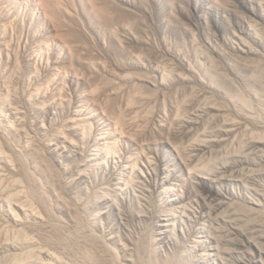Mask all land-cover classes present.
<instances>
[{
  "label": "rangeland",
  "instance_id": "obj_1",
  "mask_svg": "<svg viewBox=\"0 0 264 264\" xmlns=\"http://www.w3.org/2000/svg\"><path fill=\"white\" fill-rule=\"evenodd\" d=\"M259 70L264 0H0V264H264Z\"/></svg>",
  "mask_w": 264,
  "mask_h": 264
},
{
  "label": "bare ground",
  "instance_id": "obj_2",
  "mask_svg": "<svg viewBox=\"0 0 264 264\" xmlns=\"http://www.w3.org/2000/svg\"><path fill=\"white\" fill-rule=\"evenodd\" d=\"M259 72H260L259 74H257V73H253V74H252V73H251V78H253L254 80H258L259 82H260V81L262 82V81H264V71L261 72V70H259ZM249 76H250V75H249ZM249 79H250V78H249ZM250 80H251V79H250ZM262 83L264 84V82H262ZM251 87H252V86H251ZM262 90H263V88H262ZM239 99H240V98H239ZM241 99H242V98H241ZM239 102H240V103L242 102L241 104H243V105L246 107L247 102L244 103L245 101L243 102L242 100H240ZM247 108H248V105H247ZM245 109H246V108H245ZM9 161H10V159H9ZM9 164H10V162H9ZM11 165H12V163H11ZM27 172H28V171H27ZM29 172L32 173L31 171H29ZM29 172H28V173H29ZM50 172H51V171H50ZM28 173H27V174H28ZM198 174H199V173H198ZM198 174L195 173L194 175L192 174V176H193L194 178H202V179H206V180H208V178H206V176H201V175H198ZM203 174H204V173H202V175H203ZM32 175H33V174H32ZM30 177H31V176H30ZM32 177H33V176H32ZM34 177H35V176H34ZM34 177H33V178H34ZM15 180H16V179H15ZM17 180H18V179H17ZM17 180H16L15 183H14L15 187H16L17 185L20 184V182L17 181ZM34 181H35V180H34ZM32 182H33V181H32ZM17 187H18V186H17ZM18 189H19V188H17L16 190L18 191ZM24 189H25V188H24ZM20 190H21V189H19V192H16V191H15V193L12 192V194H9V195L6 194L7 196L5 195V197H4L5 201H6L7 203L10 204V203H12L13 201H15L16 199H20V198H22V197H26V195H27L28 193L26 194L25 191H24V192H23V191L20 192ZM27 190H28V189H27ZM27 190H26V191H27ZM29 192H31V191H29ZM32 193H34V192L32 191ZM29 194H31V193H29ZM29 194L27 195V197H30ZM38 194H39V193H38ZM39 195H40V194H39ZM34 196H35V195H34ZM36 196H37V195H36ZM32 197H33V194L31 195V198H32ZM37 197H38V196H37ZM40 197H41V195H40ZM35 198H36V197H34L33 199H35ZM43 198H44V200L46 199L44 196H43ZM43 198H42V199H43ZM38 199H39V197H38ZM40 199H41V198H40ZM247 199L250 200V202H251L252 204H255L256 206L259 205V204H257V203H256L251 197H247ZM29 201H30V200H29ZM46 201H47V200H46ZM25 202H26V201H25ZM30 202H31V201H30ZM42 202H43V201H42ZM28 203H29V202H28ZM28 203L26 202L25 205L29 206ZM23 205H24V204H23ZM25 205H24V206H25ZM47 205H50V204L48 203ZM27 206H26V207H27ZM30 207H31V206H30ZM30 207H27V208H30ZM33 207H35L34 204H33ZM33 207H31L30 210H31V209H34ZM48 207H49V206H48ZM27 208L25 209L26 212H27ZM30 210H28V211H29L28 213H30ZM35 210H36V207H35ZM37 210H38V209H37ZM37 212H39V211H37ZM31 213L34 214V217H35V218L38 217L37 214H39V213L36 214L35 211H31ZM32 214H31V215H32ZM10 215H11V214H10ZM12 217H13V216H12ZM78 217H79V216H78ZM38 218H39V217H38ZM13 219H14L15 222H19V223H20V222L23 223V221L26 220V218H25V220H24V218H23L22 216H19V215L14 216ZM37 220H38V219H37ZM43 221H44V220H43ZM43 221H42V222H43ZM30 222H31V221L29 220V223H30ZM33 222H34V221H33ZM35 222H36V224H35V223H33V224H35V225L37 226V224H38L37 222H39V220H38V221L35 220ZM42 222L40 221V224H42ZM45 222H46V221H45ZM47 222H48V221H47ZM47 222L45 223V228H46ZM80 222H81V221H80ZM27 223H28V219H27ZM29 223H28V225H29ZM43 223H44V222H43ZM48 223H49V222H48ZM78 223H79V220H78ZM80 224H81V223H80ZM23 225H26V222H25ZM28 225H27V226H28ZM30 225H31V223H30ZM30 225H29V227H32V226H33L32 228L35 227L34 225H31V226H30ZM38 225H39V224H38ZM51 225H52V224H51ZM39 226H40V225H39ZM39 226H38V227H35V228H39ZM43 226H44V225H43ZM47 226H48V225H47ZM78 226H79V225H78ZM40 227H41V226H40ZM161 227H162L163 229H165V227H166V223L162 224ZM48 228H49V227H47V229H48ZM74 228H76V227H74ZM50 229H51V228H50ZM57 229H58V228H57ZM48 230H49V229H48ZM48 230H47V231H48ZM77 230H78V229H77ZM77 230H76V231H77ZM83 230H84V229H83ZM49 231H50V230H49ZM49 231H48V232H49ZM51 231H52V230H51ZM84 231H85V230H84ZM71 233H72V232H71ZM77 233H78V232H77ZM44 234H45V233H44ZM85 234H86V233H85ZM48 235H49V234H48ZM48 235H47L46 237H48ZM50 235H51V234H50ZM52 235H53V234H52ZM54 235H55V233H54ZM54 235H53V236H54ZM72 235H73V234H72ZM79 235H80V234H79ZM24 236H25V235H24ZM90 236H92V235L90 234ZM85 237H86V235H85ZM49 238H51V237L49 236L48 239H47V238H45V239H46V240H49ZM58 238H59V236L56 237V239H55V237H54V240H56V241H57V240H60V238H59V239H58ZM52 239H53V237L51 238V240H50L51 242H50L49 244H54V242H53ZM61 239H62V238H61ZM65 240H66V241H69L68 239H65ZM65 240H63V241L65 242ZM70 240H71V238H70ZM94 240H96V239H94ZM77 241H78V240H77ZM52 242H53V243H52ZM72 242H75V241H72ZM72 242H71V243H72ZM93 242H94V241H93ZM24 243H26V241H18L17 243H14L13 246L17 248V247L22 246ZM57 243H58V242H56L55 245H57ZM66 243H68V244H67V248H64L65 250L68 249L69 246H70V245H69L70 242H65V245H66ZM71 243H70V244H71ZM59 244H60V243H59ZM34 245H35V244H34ZM68 245H69V246H68ZM71 245H72V246H75V244L73 245V243H72ZM50 246H51V245H50ZM52 246H53V245H52ZM40 248H41V247H40ZM40 248H37V250H36L35 252L33 251V252L36 253V254L31 253L32 255L34 254L33 256L31 255L29 258H27V259H25V260H22V259H21V260H20V259L17 260V259H15L14 262H13V264H43V263H45V262L42 263L41 260H40V259H41V258H40V257H41L40 255L44 253L42 249H41V250H42V253H41ZM42 248H43V247H42ZM73 248H74V247H73ZM73 248H72V249H73ZM46 249H47V248H46ZM72 249H71V247H70L69 250H72ZM79 249H80V248H79ZM74 250H75V249H74ZM37 252H39V253L37 254ZM76 252H77V250H76ZM86 252H87V251H86ZM86 252H84L83 255H85V257H86L88 260H90V258H91L90 256H92V255H89V254L87 255V253H90V252H87V253H86ZM46 253H47V251H46ZM48 253H49V250H48ZM48 253H47V254H48ZM51 253H53V252H50V254H51ZM85 253H86V254H85ZM50 254H49V255H50ZM43 255H44V254H43ZM43 255H42V256H43ZM53 255H54V254H53ZM39 256H40V257H39ZM51 256H52V254H51ZM54 256H55V255H54ZM54 256H52V257H54ZM80 256H81V255H80ZM56 258L59 259L57 256H56L54 259H56ZM42 259H44V258H42ZM54 259L52 258L53 261H54ZM82 259H83V258H82ZM82 259H81V260H82ZM91 259H92V258H91ZM93 259H95V258H93ZM55 261H56V260H55ZM82 261L84 262L85 260L83 259ZM149 261H150V260H149ZM74 262H75V261H74ZM83 262H82V263H83ZM86 262H88V261L86 260ZM47 263H48V262H47ZM61 263H62V262H61ZM145 263H146V262H145ZM3 264H4V263H3ZM48 264H49V263H48ZM80 264H81V263H80ZM86 264H87V263H86Z\"/></svg>",
  "mask_w": 264,
  "mask_h": 264
}]
</instances>
